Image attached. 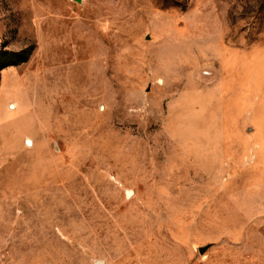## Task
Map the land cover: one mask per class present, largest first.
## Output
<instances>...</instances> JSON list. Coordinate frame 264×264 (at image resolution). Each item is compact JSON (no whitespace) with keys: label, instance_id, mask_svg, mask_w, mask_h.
Wrapping results in <instances>:
<instances>
[{"label":"rangeland","instance_id":"1","mask_svg":"<svg viewBox=\"0 0 264 264\" xmlns=\"http://www.w3.org/2000/svg\"><path fill=\"white\" fill-rule=\"evenodd\" d=\"M96 261L264 264V0H0V264Z\"/></svg>","mask_w":264,"mask_h":264},{"label":"water","instance_id":"2","mask_svg":"<svg viewBox=\"0 0 264 264\" xmlns=\"http://www.w3.org/2000/svg\"><path fill=\"white\" fill-rule=\"evenodd\" d=\"M29 144V143H28ZM131 195V193H128V196H130ZM209 249V246H207V247H203V248H200V253L203 255L207 250ZM96 264H102V262L101 261H97L96 262Z\"/></svg>","mask_w":264,"mask_h":264},{"label":"trees","instance_id":"3","mask_svg":"<svg viewBox=\"0 0 264 264\" xmlns=\"http://www.w3.org/2000/svg\"><path fill=\"white\" fill-rule=\"evenodd\" d=\"M29 57H30V55H28L27 57H25V58L23 59L22 63H26V62L29 60ZM20 64H21V62H20Z\"/></svg>","mask_w":264,"mask_h":264},{"label":"bare ground","instance_id":"4","mask_svg":"<svg viewBox=\"0 0 264 264\" xmlns=\"http://www.w3.org/2000/svg\"><path fill=\"white\" fill-rule=\"evenodd\" d=\"M11 107H12V108H15V105H12ZM27 143H29V144H30V143H31V141H30V140H28V141H27Z\"/></svg>","mask_w":264,"mask_h":264},{"label":"crops","instance_id":"5","mask_svg":"<svg viewBox=\"0 0 264 264\" xmlns=\"http://www.w3.org/2000/svg\"><path fill=\"white\" fill-rule=\"evenodd\" d=\"M97 262V261H96ZM96 264V263H95ZM103 264V263H102Z\"/></svg>","mask_w":264,"mask_h":264}]
</instances>
